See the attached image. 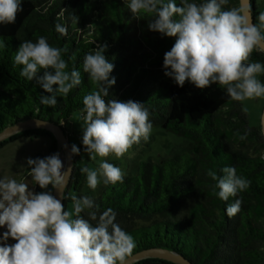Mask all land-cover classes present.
Listing matches in <instances>:
<instances>
[{"label": "trees", "instance_id": "trees-1", "mask_svg": "<svg viewBox=\"0 0 264 264\" xmlns=\"http://www.w3.org/2000/svg\"><path fill=\"white\" fill-rule=\"evenodd\" d=\"M188 2L199 5L206 0ZM127 3L128 0H22L23 10L15 23L0 24V131L36 117L58 124L66 132L64 124L74 111L85 115L83 98L98 90L83 70L85 56L106 43L104 55L114 65L109 79L114 77L115 84L103 98L106 102L132 100L144 104L149 111L150 136L132 146L147 147L152 133L158 132L181 137L184 148L158 159H128L122 182H103L93 190L86 186V174L80 171L87 167L81 162L84 145H76L80 154L73 155L64 210L67 204L73 205L71 197H88L94 207L85 209L80 216L95 226L110 209L115 213L114 223L134 239L136 246L131 255L159 247L180 254L192 264H264V137L260 125L249 124L242 102L232 100L223 86L212 84L202 90L186 81L180 87L165 76L164 55L178 37L149 30L153 17L144 13L134 17ZM176 3L181 6V0ZM233 7H239V0H229L225 10ZM73 15L79 17L78 23L73 21ZM253 18L258 25L254 9ZM57 24L67 29L66 34L56 31ZM40 37H45L52 47L66 49L61 54L67 62L66 71L75 69L80 73L81 83L67 96H57L53 108L40 103V96L51 94L35 79L28 81L20 76L21 65L13 66L20 44L35 43ZM248 62L264 64V52L254 50ZM43 73L41 69L39 75ZM41 135L51 134L42 129L26 130L2 141L0 148L21 137ZM54 152L52 138L46 155ZM225 167H234L238 176L250 181L246 190L227 201L218 198L219 189L213 191L216 181L208 175L211 170L222 177ZM30 179L28 190L33 194L52 191V185L41 189ZM237 199L242 201L240 211L229 217L226 208ZM90 211L96 212L97 220L90 219ZM75 218L73 207L72 219ZM4 232L0 229V236ZM135 264L170 263L148 258Z\"/></svg>", "mask_w": 264, "mask_h": 264}, {"label": "clouds", "instance_id": "clouds-1", "mask_svg": "<svg viewBox=\"0 0 264 264\" xmlns=\"http://www.w3.org/2000/svg\"><path fill=\"white\" fill-rule=\"evenodd\" d=\"M229 0H206L202 4L181 0H128L127 7L134 17L150 14L149 30L162 36L178 37L174 46L164 55L165 76L180 87L186 81L196 88L205 89L219 84L234 101L264 97V84L257 75L264 73V64L249 63L251 53L264 52V12L258 16L259 24H253L251 5L225 10ZM22 0H0V24H13L21 12ZM178 17V19H174ZM78 23L79 17L73 15ZM56 31L66 34L67 29L56 25ZM108 45H98L94 52L86 54L83 70L98 90L83 98L85 115L82 144L90 159L114 154L122 157L141 138L148 140L152 124L144 104L128 100L105 101L108 89L115 84L109 79L114 65L104 53ZM66 49L49 45L45 37L37 42L24 41L16 51L13 66L21 65L20 76L28 81L35 79L50 96H40V103L55 107L57 96H67L81 83L78 70L66 71L67 62L61 58ZM41 69L43 75H39ZM53 85H58L53 88ZM242 139L244 137H241ZM71 153L79 155L80 149L73 144ZM31 177L41 189L49 185L59 190L66 185L68 173L61 172L63 164L58 154L44 158H27ZM86 174L87 185L95 190L99 178L105 185L122 182L120 168L101 160L95 170L80 169ZM218 177L213 171L208 175L216 181L213 191L227 201L250 186V181L237 175L234 167L222 169ZM73 212L65 211L59 199L51 192L33 194L28 185L7 177L0 179V227L7 228L0 246V264H126L135 248L133 237L114 223L115 213L110 209L99 217L93 226L80 213L92 209L94 202L88 197H71ZM242 201L237 199L228 205L229 217L236 215ZM97 220L95 211L88 213ZM111 229V231H109ZM12 238L15 244L8 245Z\"/></svg>", "mask_w": 264, "mask_h": 264}, {"label": "rangeland", "instance_id": "rangeland-1", "mask_svg": "<svg viewBox=\"0 0 264 264\" xmlns=\"http://www.w3.org/2000/svg\"><path fill=\"white\" fill-rule=\"evenodd\" d=\"M256 4L264 8V0H255ZM264 73L258 74L257 79L264 84ZM243 108L247 113L249 124L252 126L261 125V116L264 108V97H260L252 100L242 101ZM83 116L79 111H74L69 117L68 121L64 124L66 128L65 134L67 135L69 142L73 145L82 144L83 135ZM33 130V129H30ZM153 138L147 147L138 144L134 147L131 146L128 151L120 158H117L114 154H110L107 157H97L96 160L90 159L89 155L83 151V159L81 162L86 164L90 169H97L101 160L111 163L120 168L122 172L127 168L129 163L128 159H158L161 156L168 157L172 152H180L184 147L181 144L183 140L181 137L172 133H152ZM53 136H38V137H21L13 142L7 143L0 148V179L5 177L9 179H15L18 183H25L31 185V166L27 164V158L36 159L47 157L46 152ZM100 182L97 187L103 183V178H99ZM85 184L87 185V177H85ZM65 211L73 212L72 203L67 204ZM73 216V215H72ZM72 218V217H71ZM7 231L6 226L0 227ZM2 231V230H1ZM0 236V246L4 245V241ZM16 241L9 238L8 245L15 244Z\"/></svg>", "mask_w": 264, "mask_h": 264}, {"label": "water", "instance_id": "water-1", "mask_svg": "<svg viewBox=\"0 0 264 264\" xmlns=\"http://www.w3.org/2000/svg\"><path fill=\"white\" fill-rule=\"evenodd\" d=\"M248 4L251 5V19H252V23L255 24L254 18H253L252 1L251 0H239V7L246 6ZM260 127H261L262 135L264 137V108L262 111ZM30 129H42V130L47 131L49 134H51L53 138L55 139L54 154H58L59 156L62 154L63 167L61 169V172L68 173L67 182H66V185L63 186L59 190L51 186L52 188L51 194L56 199H59L61 203L63 204L64 192L69 182V178H70L72 168L74 165V159H73V154L71 153V144L69 142L67 135L65 134V131L61 128V126L49 120H42L36 117L28 118V119L16 122L6 127L2 131H0V143L17 133L30 130ZM148 258L166 261L170 264H192L190 261L183 258L180 254H177L176 252L172 250H169L166 248H159V247L145 249L137 253H134L133 255L127 258L126 264H135L143 259H148Z\"/></svg>", "mask_w": 264, "mask_h": 264}, {"label": "crops", "instance_id": "crops-1", "mask_svg": "<svg viewBox=\"0 0 264 264\" xmlns=\"http://www.w3.org/2000/svg\"><path fill=\"white\" fill-rule=\"evenodd\" d=\"M252 4H253V9L255 10V13H256L257 16H259L260 12H264V8H262L259 5H257L255 0H252Z\"/></svg>", "mask_w": 264, "mask_h": 264}, {"label": "bare ground", "instance_id": "bare-ground-1", "mask_svg": "<svg viewBox=\"0 0 264 264\" xmlns=\"http://www.w3.org/2000/svg\"><path fill=\"white\" fill-rule=\"evenodd\" d=\"M61 162L63 161V157H62V154L59 156Z\"/></svg>", "mask_w": 264, "mask_h": 264}]
</instances>
